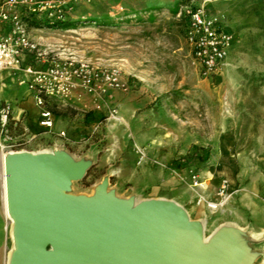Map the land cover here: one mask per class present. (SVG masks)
Masks as SVG:
<instances>
[{
    "label": "rangeland",
    "instance_id": "374dc122",
    "mask_svg": "<svg viewBox=\"0 0 264 264\" xmlns=\"http://www.w3.org/2000/svg\"><path fill=\"white\" fill-rule=\"evenodd\" d=\"M198 6L220 18L233 39L223 67L210 78L199 75L185 41L183 9ZM63 23L67 26L33 25L29 36L59 57L118 67L132 82V91L147 98L146 109L151 111L141 118L136 135L125 122L127 110L116 113L117 121H106L105 108L86 112L56 102L52 112L57 121L74 132L67 140L41 138L28 151L58 149L74 161L89 162L87 175L70 184V196L91 197L93 187L104 179L108 192L120 199L179 192L188 200L182 207L190 219L204 220L205 236L218 226L234 225L248 236V250L259 253L253 264H262L264 0H79L71 3ZM9 79L3 81L8 95L26 92ZM25 103L20 106L28 109ZM151 136L155 142L150 146L137 140ZM191 175L206 189L195 188ZM165 179L176 183L164 184ZM222 181L227 183L226 200L208 209L207 203L218 202L215 193ZM198 195L205 202L198 203ZM8 228L0 164L1 264L11 250Z\"/></svg>",
    "mask_w": 264,
    "mask_h": 264
},
{
    "label": "water",
    "instance_id": "95a60500",
    "mask_svg": "<svg viewBox=\"0 0 264 264\" xmlns=\"http://www.w3.org/2000/svg\"><path fill=\"white\" fill-rule=\"evenodd\" d=\"M88 167L61 151L6 157L13 264H220L203 227L172 200L116 198L107 179L92 197L68 195Z\"/></svg>",
    "mask_w": 264,
    "mask_h": 264
},
{
    "label": "built area",
    "instance_id": "2783aa9c",
    "mask_svg": "<svg viewBox=\"0 0 264 264\" xmlns=\"http://www.w3.org/2000/svg\"><path fill=\"white\" fill-rule=\"evenodd\" d=\"M74 1L79 0H0V72L18 73L16 83L25 86L32 97L37 111L35 126L39 130L20 126L11 104L0 102V153L29 152L44 133H51L54 121L50 106L56 102L74 104L86 112H101L105 108L106 121H117V111L106 106V99L112 92H130L118 67H97L85 60L59 57L46 50V46L33 43L29 36L26 17L43 21L44 25L63 22ZM117 9L123 10L121 6ZM183 15L187 22L185 41L193 63L202 78H210L223 67L233 43L232 35L220 18L206 14L204 6L184 7ZM26 56L30 63L22 65ZM58 137L65 138V133L60 132ZM191 177L193 186L203 189V182L195 175ZM226 187V181H222L215 193L218 202L207 206L222 205ZM200 202L205 200L198 195Z\"/></svg>",
    "mask_w": 264,
    "mask_h": 264
},
{
    "label": "crops",
    "instance_id": "0c3cea01",
    "mask_svg": "<svg viewBox=\"0 0 264 264\" xmlns=\"http://www.w3.org/2000/svg\"><path fill=\"white\" fill-rule=\"evenodd\" d=\"M225 28L229 32V30L226 26H225ZM29 63H30V58L28 56H26L23 60L22 65H27ZM16 77H18L17 72H11V71L0 72V102H7V103L11 104V106L13 108V116L15 118L19 119V125L20 126H26L31 130L32 129L38 130L35 126L36 120H37V111L33 107V101H32V97H31L30 93L27 90H26V92L21 93V94L18 93L16 90L13 91V93H11L10 95H8V93L5 92V89L3 87V81H6L9 78H11V80L10 79L9 80L13 81V83L17 84L16 83ZM128 83L130 85V92L128 93L127 97H124V96L118 97V95L115 92H112L108 95L105 103H106L107 107L114 108L118 113L124 112L127 110V112H128L127 116L128 117L125 119V122H126V124L128 123L129 130L131 132L134 131V133L137 135L140 133L141 128H142L141 122H143V121L141 118L144 117V115L146 116V114H150L151 110L146 109V99L147 98L142 97V94H138L137 92L132 91L133 84L130 81ZM17 86H19V85H17ZM19 87H24V86H19ZM8 98L11 99L12 102L6 101ZM16 99H18L20 101L17 102ZM21 100H23V101H21ZM21 102H26L25 106H27L29 108L26 109V108H23L22 106H20ZM70 106L79 109V107L77 105L70 104ZM52 108H53V105L50 106L51 112H52ZM52 115H53V121H54V127L52 129V132L48 133V134L44 133L41 138H46V136L47 137L54 136L56 138H59L58 134L60 132H64L65 138H63V139L67 140L70 132H74L75 129L67 127V124H65V122H58L56 117H55V114L53 112H52ZM131 118H132V121H128ZM61 124H64V125L61 126ZM58 125H60V127ZM134 125H135V127H134ZM59 139H62V138H59ZM137 140H138L139 144H142L145 146H150V144H153L155 142V139L152 136L150 138L146 137L143 140L141 138H137ZM82 161H86V160H82ZM159 179L163 180V174L162 173L159 174ZM163 183L170 185V186H173V185H175L176 182L173 179H165ZM206 187H207L206 184L202 185L203 189H206ZM158 198H164L167 200H172V201L178 203L179 205H181L183 207L188 202V200H186L185 197L180 196L179 192H168V193L166 192V193L158 194ZM154 199H157V198H154ZM2 255H3V253H2V250L0 247V264H1V260H2Z\"/></svg>",
    "mask_w": 264,
    "mask_h": 264
},
{
    "label": "bare ground",
    "instance_id": "6f19581e",
    "mask_svg": "<svg viewBox=\"0 0 264 264\" xmlns=\"http://www.w3.org/2000/svg\"><path fill=\"white\" fill-rule=\"evenodd\" d=\"M119 119V118H118ZM22 153V152H21ZM32 154H39V155H51L57 156L60 153L58 149H42L38 151L30 152ZM14 153H1L0 154V164H1V197H2V212L4 218L9 223V237L11 241V250L8 253L6 264H13V253H14V223L11 219L10 213L8 211V204H7V194H6V184H5V176H4V164L5 159L8 155H12ZM86 165L85 162L80 163V168H84ZM102 182L96 184L93 187L92 196L97 191L99 185ZM116 197V196H115ZM117 198V197H116ZM129 199V198H127ZM133 199L134 202L140 201L137 198H130ZM164 199V198H160ZM176 203V202H175ZM178 204V203H177ZM179 205V204H178ZM182 207L181 205H179ZM183 208V207H182ZM208 209H217L215 206H207ZM184 209V208H183ZM187 213V212H186ZM188 214V213H187ZM199 224L203 227V231L205 233L206 227L204 220H198ZM207 222V221H206ZM204 241L209 244L208 248L212 252L213 256L219 261L220 264H253L254 259L259 256V253L253 252L248 250L247 244L249 242L248 236L244 233L243 230L240 228L225 224L222 226H218L213 231L209 233L208 236L204 235ZM228 254H232L234 257L231 258L230 262L228 260ZM263 256V263L264 264V254Z\"/></svg>",
    "mask_w": 264,
    "mask_h": 264
},
{
    "label": "trees",
    "instance_id": "16d2710c",
    "mask_svg": "<svg viewBox=\"0 0 264 264\" xmlns=\"http://www.w3.org/2000/svg\"><path fill=\"white\" fill-rule=\"evenodd\" d=\"M192 9H194V8H192ZM24 20L27 24V28H29L33 25H44L43 21H37L31 16L26 17ZM55 26H57V27H63L64 26L65 27V26H67V24H65L63 22H59V23H56ZM86 175H87V173L85 174V176Z\"/></svg>",
    "mask_w": 264,
    "mask_h": 264
}]
</instances>
